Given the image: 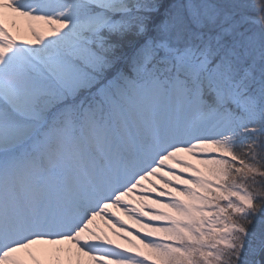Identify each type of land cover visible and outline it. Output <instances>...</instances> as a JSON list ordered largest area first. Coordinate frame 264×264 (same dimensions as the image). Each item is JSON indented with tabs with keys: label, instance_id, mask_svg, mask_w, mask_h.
I'll list each match as a JSON object with an SVG mask.
<instances>
[{
	"label": "snow or ice",
	"instance_id": "1",
	"mask_svg": "<svg viewBox=\"0 0 264 264\" xmlns=\"http://www.w3.org/2000/svg\"><path fill=\"white\" fill-rule=\"evenodd\" d=\"M0 264H264V0H0Z\"/></svg>",
	"mask_w": 264,
	"mask_h": 264
}]
</instances>
